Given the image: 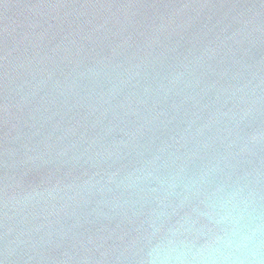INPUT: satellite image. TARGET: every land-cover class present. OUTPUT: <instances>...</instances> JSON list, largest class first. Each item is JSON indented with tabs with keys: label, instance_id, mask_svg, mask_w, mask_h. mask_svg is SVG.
Wrapping results in <instances>:
<instances>
[{
	"label": "water",
	"instance_id": "water-1",
	"mask_svg": "<svg viewBox=\"0 0 264 264\" xmlns=\"http://www.w3.org/2000/svg\"><path fill=\"white\" fill-rule=\"evenodd\" d=\"M264 264V0H0V264Z\"/></svg>",
	"mask_w": 264,
	"mask_h": 264
},
{
	"label": "clouds",
	"instance_id": "clouds-1",
	"mask_svg": "<svg viewBox=\"0 0 264 264\" xmlns=\"http://www.w3.org/2000/svg\"><path fill=\"white\" fill-rule=\"evenodd\" d=\"M224 241L228 250L223 259L213 260L212 264H258L257 257L261 253L259 237L262 229L259 226L243 229L239 221Z\"/></svg>",
	"mask_w": 264,
	"mask_h": 264
}]
</instances>
